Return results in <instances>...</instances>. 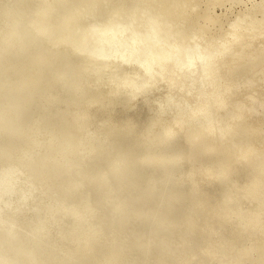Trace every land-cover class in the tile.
<instances>
[{
  "label": "bare ground",
  "instance_id": "obj_1",
  "mask_svg": "<svg viewBox=\"0 0 264 264\" xmlns=\"http://www.w3.org/2000/svg\"><path fill=\"white\" fill-rule=\"evenodd\" d=\"M0 264H264V0H0Z\"/></svg>",
  "mask_w": 264,
  "mask_h": 264
}]
</instances>
